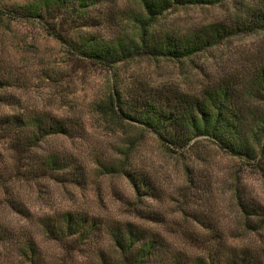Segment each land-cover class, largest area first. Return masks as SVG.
Returning a JSON list of instances; mask_svg holds the SVG:
<instances>
[{
  "label": "rangeland",
  "instance_id": "rangeland-1",
  "mask_svg": "<svg viewBox=\"0 0 264 264\" xmlns=\"http://www.w3.org/2000/svg\"><path fill=\"white\" fill-rule=\"evenodd\" d=\"M30 1L0 0V74L11 84L0 90V115L22 119L51 115L76 129L42 137L28 154L17 151L14 139L0 132V264H30L20 254L27 239L34 243L41 264H100L101 260L110 264L121 258L109 228L126 222L153 233L170 255L179 252L187 264L217 257L220 251L229 254L231 249L246 250L264 264V226L259 227L256 216L246 215L239 206V202L264 206V155L255 159L231 155L203 136L178 150L129 119L112 120L98 106L116 87L121 88L118 95L141 87L197 94L205 82L239 68L244 57L257 53L264 32L237 34L180 60L137 55L104 65L76 54L38 21L23 17L17 8ZM114 3V11L139 7L134 0ZM103 10L94 8L96 26L81 32L109 38L133 31L118 15L102 21ZM232 11L227 0L172 7L155 20L153 28L190 32L227 19ZM54 152L72 163L58 176L40 165ZM110 162L142 174L148 186L137 195L123 172H107L99 165ZM66 211L94 217L99 230L87 239H49L43 231L44 218ZM245 217L251 221L248 227Z\"/></svg>",
  "mask_w": 264,
  "mask_h": 264
},
{
  "label": "trees",
  "instance_id": "trees-1",
  "mask_svg": "<svg viewBox=\"0 0 264 264\" xmlns=\"http://www.w3.org/2000/svg\"><path fill=\"white\" fill-rule=\"evenodd\" d=\"M221 1L224 0H134L138 8L114 11L115 0H33L18 6L17 11L27 19L38 21L48 34L67 43L76 54L112 65L137 55L180 60L231 36L264 32V0H227L233 8L227 19L203 24L190 32H156L153 28L155 20L172 7ZM94 8L106 12L100 18L102 21L118 15L133 31L109 38L81 32L85 27L96 26L99 18L91 14ZM256 49L257 53L244 57L239 68L223 71L217 78L205 82L197 94L179 88L141 87L118 95L121 88L116 87L106 100L98 103L99 109L112 120L129 119L141 125L162 143L178 150L188 148L192 139L203 136L231 155L255 159L264 155V44ZM9 79L0 74V90L11 85ZM75 129L74 124L51 115L35 114L26 119L16 114L0 115V132L14 139L16 150L24 154L44 136L69 134ZM40 165L58 176L69 170L72 163L62 153L54 152L47 154ZM99 165L107 172H123L137 195L142 186H148L145 176L126 170L123 163ZM239 206L246 215L256 216L259 227L264 226L263 205L239 202ZM250 222L245 217L247 227ZM42 226L49 239L59 242L73 236L87 239L100 228L94 217L71 211L44 218ZM252 226L256 229L254 222ZM108 233L122 259L110 264H187L179 252L170 255L163 241L130 222L111 225ZM228 253L220 251L218 258H198L192 264H220L221 260L224 264L259 263L246 250L231 249ZM20 254L30 264H41L36 260L34 243L28 239L22 242ZM100 264L108 262L101 260Z\"/></svg>",
  "mask_w": 264,
  "mask_h": 264
}]
</instances>
